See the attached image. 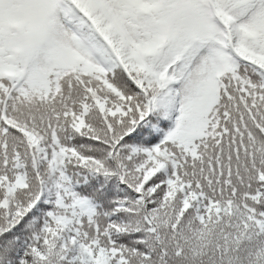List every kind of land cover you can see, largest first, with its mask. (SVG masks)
I'll return each instance as SVG.
<instances>
[{"label": "snow or ice", "instance_id": "1", "mask_svg": "<svg viewBox=\"0 0 264 264\" xmlns=\"http://www.w3.org/2000/svg\"><path fill=\"white\" fill-rule=\"evenodd\" d=\"M0 264H264V0H0Z\"/></svg>", "mask_w": 264, "mask_h": 264}]
</instances>
